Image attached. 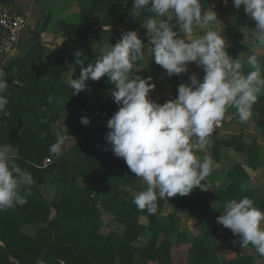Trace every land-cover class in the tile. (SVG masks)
Returning <instances> with one entry per match:
<instances>
[{
	"label": "trees",
	"instance_id": "obj_1",
	"mask_svg": "<svg viewBox=\"0 0 264 264\" xmlns=\"http://www.w3.org/2000/svg\"><path fill=\"white\" fill-rule=\"evenodd\" d=\"M209 1L201 0L202 6L208 7ZM133 3L134 0H83L79 3V22H62V30L66 36L85 38L98 20L106 27L121 26L128 21L133 28L149 16L144 12L139 18H132ZM47 25L48 20L37 31L45 30ZM258 59L264 63V57ZM251 70L244 62L242 73L247 75ZM5 71L9 86L0 95L9 100L5 109L9 115L0 112V149L8 147L14 151L9 156L31 173L34 184L23 206L0 210V264H37L40 260L45 264H59L61 260L64 264H175L171 257L172 242L166 240L157 246L160 234L171 236L177 231L173 218L163 217L164 208L179 205L195 209L202 195L193 193L167 202L159 200L156 214L138 210L121 190L123 186L135 189L137 177L106 141L110 131L107 124L99 125L102 138L98 141L60 157L52 156L49 148L55 142L54 127L59 121L74 114L75 134L90 130L91 127L81 123L83 117L89 118L92 113L86 91L75 95L65 80L71 71L69 62L59 56L47 61L39 43L11 61ZM97 88L113 89V85L105 76ZM102 108L112 117L119 106L110 99ZM252 112L264 131V94L258 97ZM228 176L231 184L218 190L214 206L207 209L209 217L202 231L196 236L178 232L180 239L192 245L189 250L192 264H209L214 251L207 243L216 240L222 227L217 217L227 201L248 196L257 207L261 203L253 192L242 189L248 177L240 165ZM48 185L57 189L51 199L42 190ZM102 210L114 214V221L124 227L122 233H101ZM142 217L146 225L140 222ZM147 234H151L150 241H142ZM258 258L264 260L260 255ZM222 264L257 263L254 258L238 256Z\"/></svg>",
	"mask_w": 264,
	"mask_h": 264
},
{
	"label": "clouds",
	"instance_id": "obj_2",
	"mask_svg": "<svg viewBox=\"0 0 264 264\" xmlns=\"http://www.w3.org/2000/svg\"><path fill=\"white\" fill-rule=\"evenodd\" d=\"M233 5L237 10L243 6L256 21L251 35L256 46L264 48V0H233ZM144 12L149 13L142 25L147 30L152 60L168 76L187 73L190 64H197L205 73L203 80L192 74L190 83L178 86L177 98L164 104L151 101L149 94L156 87L152 77L132 75L134 66L145 59V45L136 31L124 32L114 46L104 47L100 58L86 67L80 59L83 53L75 52L80 75L73 79V67L65 80L78 95L88 90L89 79L108 77L119 109L107 123L110 131L106 141L146 185L134 196L137 209L156 214L159 200L187 196L195 188L208 191V184L202 182L213 170V159L206 152L210 137L229 108L235 109L241 123L250 119L253 105L264 94V65L257 55H248L245 63L252 70L247 75L242 73L246 53L235 59L229 55L226 38L215 27L217 13L203 7L201 0H134L131 15L139 18ZM177 28L185 38L179 37ZM8 86L0 72V93ZM8 104V98L0 95V112L5 116L9 115L5 111ZM81 123L86 126L90 120L83 117ZM55 137L49 148L54 157L75 145V139L61 130L55 131ZM201 152L205 154L198 155ZM33 184L31 173L0 150V210L23 206ZM217 223L241 238V248L251 245L264 257V210L253 199L244 196L227 201Z\"/></svg>",
	"mask_w": 264,
	"mask_h": 264
},
{
	"label": "crops",
	"instance_id": "obj_3",
	"mask_svg": "<svg viewBox=\"0 0 264 264\" xmlns=\"http://www.w3.org/2000/svg\"><path fill=\"white\" fill-rule=\"evenodd\" d=\"M211 1H209L208 6L213 8L216 13L219 12L218 9L217 11L215 10L217 5H214L218 3H211ZM80 2V0H0V12L7 9L27 16L28 21L14 54L6 57L0 53V72H3L5 76L7 74L5 67L11 61L25 55L34 43H39L47 61L50 62L59 56L69 62L71 71H74L73 67L75 68L74 79L80 75L81 71V67L75 63L77 59L75 52L80 51L83 53L80 59L84 60V67H86L88 63L100 58L104 47L110 44L114 46L121 39L124 32L136 31L145 45V59L134 66L132 75L136 74L145 79L152 77V83L156 87L149 94L151 101L159 104L168 102L175 95L181 83H190L189 76L192 74L198 75L203 80L205 73L203 68L197 64H190L187 73L168 76L166 70L152 60L148 47L147 30L142 25L144 22L133 28L129 27L128 21L121 26L106 27L102 26L98 20L87 37L66 36L62 30L61 23L74 24L79 22L81 13ZM225 3L228 4L227 2ZM131 17L137 18L133 15ZM46 20H48V25L45 30L37 31V27L44 24ZM218 20L220 22L217 21L215 27L220 29L221 34H224L228 53L234 59L239 58L242 53L241 50H238V44L236 43L238 41L247 43V39L252 40L251 43H247L244 46L245 49H250V51L245 50L248 52L242 58V72L243 63L248 55L255 54L257 57H264V48L256 46V42L251 35V32L256 30V21L245 13L243 6L239 10L234 6L230 7L229 18L224 24L223 20ZM175 30L179 33L180 38H185L179 28ZM93 46L97 47L94 48ZM260 63L264 65L263 62ZM99 81L89 79L86 93L93 101V104L104 106L108 100L113 99L111 96L113 89L99 90L97 88ZM227 116L226 131L220 135L211 136V146L206 149L207 154L211 155L214 162L211 174L206 178L205 182H202L208 184V191L195 188L190 193L202 195L197 208L192 209L179 205H166L164 208L163 217L167 219L172 217L177 231L171 236L165 233L160 234L157 246L166 240H170L173 244L171 257L175 264H192L189 259V250L192 245L187 240L180 239L178 232L196 236L202 231L205 220L209 217L207 209L214 206V198L218 190H225L231 184L228 174L233 171L236 165H240L248 177L242 189L253 192L255 197L261 200L259 208L264 210V131L259 128L253 112L250 119L243 123L239 121L235 109L229 108ZM73 136H75L74 139L75 141L77 140V143L69 148L68 152H71L72 148L77 150L78 147L98 141L102 138V133L98 126H94L85 133ZM0 150L7 153L11 152L10 155L13 154V150L8 147ZM204 154V152L198 153L200 156ZM121 190L125 192L128 200H133L137 194V189H129L128 186H123ZM164 201L167 202L166 200ZM102 212L104 215L103 219L107 220L109 224L101 229V233L104 235H108L112 231L122 233L124 227L115 221L113 222L114 214L104 210ZM140 222L144 225L147 224L144 217L140 219ZM104 224L106 225L105 222ZM150 239L151 234H147L142 241H150ZM240 239L230 229L222 226L216 236V240H209L207 243V246L214 251V255L208 260L209 264L230 262L238 256L251 257L256 259L257 264H262L264 260L258 258L259 254L251 245L248 248L240 247ZM151 264L156 263L152 262Z\"/></svg>",
	"mask_w": 264,
	"mask_h": 264
},
{
	"label": "built area",
	"instance_id": "obj_4",
	"mask_svg": "<svg viewBox=\"0 0 264 264\" xmlns=\"http://www.w3.org/2000/svg\"><path fill=\"white\" fill-rule=\"evenodd\" d=\"M27 16L9 11L7 9L0 12V53L6 57H10L17 49L21 34L27 27ZM178 97V89L175 95L170 99ZM98 120V124L94 119ZM89 119L88 126H96L100 124H107L111 116L104 110L95 111L94 117ZM228 121L227 112L225 118L215 127L211 136L220 135L226 131V124ZM50 163V160H46Z\"/></svg>",
	"mask_w": 264,
	"mask_h": 264
},
{
	"label": "rangeland",
	"instance_id": "obj_5",
	"mask_svg": "<svg viewBox=\"0 0 264 264\" xmlns=\"http://www.w3.org/2000/svg\"><path fill=\"white\" fill-rule=\"evenodd\" d=\"M81 1H83V0H81ZM63 2H65V1H63ZM213 2L218 3V4H214V5H217L216 8H215V10L216 11H217V9L219 10V12H217V17H218V19L223 20V24H224L226 22V20L229 18V8L234 6L233 5V0H212L211 3H213ZM225 2H227L228 4H226ZM245 37L247 38V36H245ZM251 42H252V40L247 39V43H251ZM247 43H245L244 41H238L236 43V44H238V50L239 51L241 50L242 53H247L248 51H250V49H245L244 48L245 44H247ZM245 50H248V51H245ZM86 95H87V93H86ZM87 97H88V95H87ZM89 101H90V106H91V111H92L89 119H91V118L94 117L95 111H98V110L101 111L103 109H102V106H100L99 104H93V101L90 98H89ZM74 118H75V115L73 114V115H71V116H69L67 118L62 119L54 127V131L61 130L63 132V134L66 135L68 133L69 136L75 138V136H73V135H75V131H74ZM94 121L96 123L98 122V120H96V119H94ZM96 126L99 127V125H96ZM89 127H92V126H89ZM76 143H77V140L75 141V144ZM79 148L80 147H78V149ZM72 149H73L72 151H75L76 150L75 148H72ZM4 152H6V151H4ZM67 152L68 151H66L65 153H67ZM10 153L11 152H9L7 154L10 155ZM86 184H88V182ZM134 185H135V189H137V191H142L146 187V185H145L144 181L142 180V178H136L134 180ZM128 188L130 189V187H128ZM42 190H43L44 195L48 199H51L53 197V195L56 193V190L57 189L53 185H48V186L42 188ZM126 191H128V190H126ZM99 199H100V196H99ZM100 202H102V201H100ZM108 214H111V213H108ZM103 216L104 215H103V212H102V217L100 219V222H101L102 228H105L106 226H108L109 223L107 222V220H104L103 219ZM113 217H114V215H113ZM104 222L106 223V225L104 224ZM113 222H114V218H113Z\"/></svg>",
	"mask_w": 264,
	"mask_h": 264
}]
</instances>
